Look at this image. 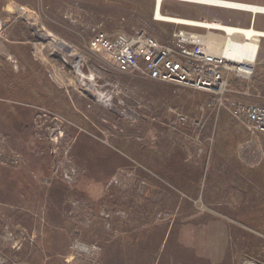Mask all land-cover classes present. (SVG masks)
<instances>
[{"label":"rangeland","instance_id":"1","mask_svg":"<svg viewBox=\"0 0 264 264\" xmlns=\"http://www.w3.org/2000/svg\"><path fill=\"white\" fill-rule=\"evenodd\" d=\"M154 3L0 0V252L9 264H71L74 240L99 248L83 264H183L189 253L185 264H264V136L227 104L264 105V39L253 75L231 77L222 106L121 73L89 49L93 31L166 42L180 26L155 20ZM161 12L264 31L263 14L174 0Z\"/></svg>","mask_w":264,"mask_h":264},{"label":"built area","instance_id":"2","mask_svg":"<svg viewBox=\"0 0 264 264\" xmlns=\"http://www.w3.org/2000/svg\"><path fill=\"white\" fill-rule=\"evenodd\" d=\"M207 6L243 10L229 5ZM178 26L180 28L166 42L158 41L145 32L109 34L93 31L88 46L91 51L101 54L114 64L121 73L140 74L156 82L174 83L202 91L211 95L216 103L224 105V94L229 87L230 78L247 80L253 75L260 41H257L258 47L251 60L230 59L225 55L222 46L218 45L222 41L229 42V37H215L213 41L216 43L213 44L209 38L211 39V32H216L215 30L200 27L193 22ZM250 27L253 28V23ZM227 104L232 116L241 121L248 131L264 134V105L236 100ZM65 178L69 180L71 176L65 175ZM70 250L71 255L67 261L71 264H83L94 259L96 256H93L98 253L99 248L74 240L70 244ZM0 264H9L1 252Z\"/></svg>","mask_w":264,"mask_h":264},{"label":"bare ground","instance_id":"3","mask_svg":"<svg viewBox=\"0 0 264 264\" xmlns=\"http://www.w3.org/2000/svg\"><path fill=\"white\" fill-rule=\"evenodd\" d=\"M154 9H153V18L157 21L171 23V24H185L188 22L196 23L200 27H204L209 30H215L218 33H222L223 36L229 37V42H219L218 45L222 46L224 53L230 59H249L251 60L257 49V41L264 39V31L256 30L254 28H242L236 26L225 25L220 22L209 23V22H200L192 21L184 18H178L173 16L164 15L161 12L162 3L165 0H154ZM180 2L194 3L200 5H224V6H236L242 8V11L251 13L252 19H255L256 14H264V8L260 6L248 5V4H238V3H227L220 0H174ZM215 38H209V41L213 44L216 42L213 41Z\"/></svg>","mask_w":264,"mask_h":264},{"label":"crops","instance_id":"4","mask_svg":"<svg viewBox=\"0 0 264 264\" xmlns=\"http://www.w3.org/2000/svg\"><path fill=\"white\" fill-rule=\"evenodd\" d=\"M253 22V21H252ZM260 49V48H259ZM260 51H258V55H257V60H258V57H259V55H260V53H259ZM261 136H264L263 134L261 135ZM16 186H15V188L16 187H18L19 185H17V184H15ZM186 255H184V261L182 262L183 264H185V260H186V258L189 260L190 259V253L187 255V257H185Z\"/></svg>","mask_w":264,"mask_h":264}]
</instances>
